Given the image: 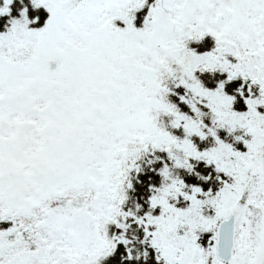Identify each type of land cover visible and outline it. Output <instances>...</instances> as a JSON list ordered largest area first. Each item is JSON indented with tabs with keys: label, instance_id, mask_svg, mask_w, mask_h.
Returning a JSON list of instances; mask_svg holds the SVG:
<instances>
[{
	"label": "snow or ice",
	"instance_id": "6c2138e0",
	"mask_svg": "<svg viewBox=\"0 0 264 264\" xmlns=\"http://www.w3.org/2000/svg\"><path fill=\"white\" fill-rule=\"evenodd\" d=\"M0 264H264V0H0Z\"/></svg>",
	"mask_w": 264,
	"mask_h": 264
}]
</instances>
